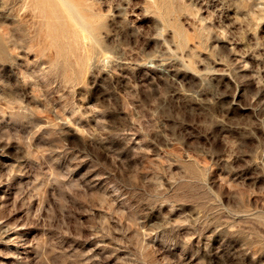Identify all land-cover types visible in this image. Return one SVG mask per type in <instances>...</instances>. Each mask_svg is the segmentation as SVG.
<instances>
[{
	"label": "rangeland",
	"instance_id": "obj_1",
	"mask_svg": "<svg viewBox=\"0 0 264 264\" xmlns=\"http://www.w3.org/2000/svg\"><path fill=\"white\" fill-rule=\"evenodd\" d=\"M0 264H264V0H0Z\"/></svg>",
	"mask_w": 264,
	"mask_h": 264
},
{
	"label": "bare ground",
	"instance_id": "obj_2",
	"mask_svg": "<svg viewBox=\"0 0 264 264\" xmlns=\"http://www.w3.org/2000/svg\"><path fill=\"white\" fill-rule=\"evenodd\" d=\"M25 6V5H24Z\"/></svg>",
	"mask_w": 264,
	"mask_h": 264
}]
</instances>
